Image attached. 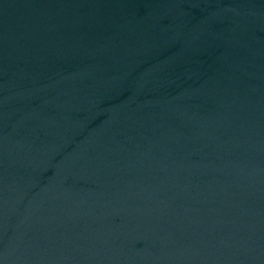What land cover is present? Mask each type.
<instances>
[{
    "label": "water",
    "instance_id": "water-1",
    "mask_svg": "<svg viewBox=\"0 0 264 264\" xmlns=\"http://www.w3.org/2000/svg\"><path fill=\"white\" fill-rule=\"evenodd\" d=\"M0 264H264V0H0Z\"/></svg>",
    "mask_w": 264,
    "mask_h": 264
}]
</instances>
